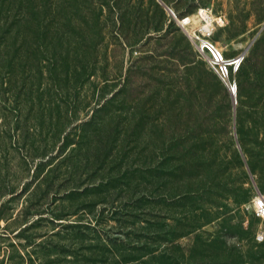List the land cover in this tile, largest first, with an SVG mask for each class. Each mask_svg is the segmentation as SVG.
Returning <instances> with one entry per match:
<instances>
[{
	"label": "rangeland",
	"instance_id": "374dc122",
	"mask_svg": "<svg viewBox=\"0 0 264 264\" xmlns=\"http://www.w3.org/2000/svg\"><path fill=\"white\" fill-rule=\"evenodd\" d=\"M0 8L2 24L12 27L3 44L11 65L0 73V264H123L116 249L103 256L88 246L101 244L102 236L124 238L115 210L137 190L155 197V215L147 218L159 228L168 224L177 256L201 241L207 248L213 238L246 259L264 255V242L256 240L264 220L247 209L257 192L264 193V0H0ZM168 8L178 17L212 11L213 40L227 56H245L236 94L225 89ZM147 56L152 67L129 77L134 61ZM123 89L117 112L122 122L136 108L129 126L138 141L160 137L144 124L148 115L160 117L178 135L188 130L208 145L195 154L200 164L169 178L144 173L154 156L126 146L121 133L113 156L92 175L97 155L105 153L95 144L103 146L99 140L106 141L115 125L104 118L110 128L96 138L85 124L96 106ZM110 161L115 173L138 170L129 182L139 187L71 198L73 187L83 192L106 177ZM105 197V211L89 206ZM137 214L125 232L146 225V215ZM184 232L191 233L178 237Z\"/></svg>",
	"mask_w": 264,
	"mask_h": 264
},
{
	"label": "trees",
	"instance_id": "16d2710c",
	"mask_svg": "<svg viewBox=\"0 0 264 264\" xmlns=\"http://www.w3.org/2000/svg\"><path fill=\"white\" fill-rule=\"evenodd\" d=\"M6 11L8 12L9 10ZM11 31V24H2V17H0V73L4 69L8 70V66L11 65L8 60V46H3L5 42L4 40H7L9 37L11 38ZM19 34H23V32L20 30ZM146 59L150 60L151 56L139 58L134 61L129 69V77L142 73V71L145 72L152 67L148 66ZM192 63L197 65V61L195 59ZM241 69L242 67L240 68V71ZM202 75L208 78L212 86H217L207 69H202ZM23 82H26L25 76L23 77ZM225 89L228 91L227 88ZM125 92L126 90L123 89L122 91L115 93L110 99H107L101 107L96 106L93 110L91 123L85 124L94 128L93 137L96 138H99L104 130L109 129L112 122H114L115 125L114 129L110 128V131L105 133L104 138L107 139L106 141L99 140L103 146L95 144L97 150H104L105 153L97 155L98 157H96L94 164L95 169H92V175H95L99 171L103 170V165L100 164L103 162L101 161L103 158L113 156L115 143L118 142L121 133L122 142H124L126 146L136 149L141 153H149L154 156V159L150 162L149 166L145 168L144 173L156 176L160 175V172H163V177L169 178L173 177L180 171H184L185 169L200 164V160L195 157V154H197L200 150L205 149L208 145L202 142V139L191 131L186 130L182 134L178 135L176 133L177 127L171 128L168 122L160 117L151 118L148 115L147 118H145V122L143 121L147 127L155 129L159 133L160 137H157L155 142L146 144L138 141L129 126V113H132L136 108L134 107V110L132 111H126V118H124L122 122L120 119L121 113H118L119 105L117 104L120 101L124 104L125 97L122 96V94H125ZM127 110H129V108ZM114 115H116V117ZM108 116H110L111 120L110 127L107 126L104 128V118L107 119ZM115 119L120 120L117 123L115 122ZM171 129L174 130L172 131ZM94 143L95 142L93 140L90 141V144L94 145ZM79 144H81V147L84 146L82 141L79 142ZM50 159L51 158H49V160ZM66 160L67 156L64 158V162H66ZM48 161H41L39 166L44 165V163ZM110 163L111 167L107 172L106 177L100 179L98 183L87 185L83 192L77 187H73L75 190L72 191L70 195L71 198L75 199L84 192H90L94 196L101 197L102 194H110L111 191H115L119 188L125 187L127 189H137V187H139L137 184L129 182V179L136 177L135 171L137 172L138 170L133 171L132 167H126V172L120 171L115 173L113 162L110 161ZM118 166L121 165L118 164ZM53 171L55 170L52 169L51 172ZM128 174L129 177H127ZM152 195L147 192H140L137 190V192L133 193L131 198L123 199L121 201L122 206L115 210V215L119 216L118 219L122 218L121 220L125 224H123L121 230V234L124 235V238H107V240H105L102 236L100 237L101 244H96L95 246L90 244L88 249H94L96 250V254L103 256L110 249H116L118 253H115L114 257L121 259L123 264H254L264 259V255L261 254L259 256L249 255L248 260L241 256L240 250L237 247H229L225 241L217 238L210 240L207 248H205L206 243L201 241L197 244L195 249H188L185 254L177 256L172 252L170 247V244L175 243L176 237L171 230L165 228L168 224H166L164 228H159L156 222H152L149 218H147L153 217V214L155 215L154 210L150 209V205L153 204V200L155 198ZM188 195L190 197L193 194L179 195L178 199H184L185 196ZM106 199L107 197L101 198L99 201L89 204V206L93 207L96 205H102L103 211H105L109 205ZM137 210L146 215L144 220L146 225L142 228V230H136L135 228L130 227L129 231L125 232V229L130 226L128 224L133 225V219L139 216L137 213L140 212H137ZM166 215L168 218L167 213ZM76 228H79L80 232L83 231V227L79 226ZM86 228L90 229L89 227ZM190 233L191 232H184L178 237H184ZM131 236L135 240H132ZM119 252L122 253L119 255ZM205 257H211V259L207 261ZM87 260L91 259L87 258Z\"/></svg>",
	"mask_w": 264,
	"mask_h": 264
},
{
	"label": "built area",
	"instance_id": "2783aa9c",
	"mask_svg": "<svg viewBox=\"0 0 264 264\" xmlns=\"http://www.w3.org/2000/svg\"><path fill=\"white\" fill-rule=\"evenodd\" d=\"M170 15L188 37L195 50L206 59L210 69L218 76L231 95L238 92L237 74L245 60L244 55L227 56L224 50L212 38L215 31V18L210 9L200 8L193 15L178 17L172 8ZM264 193L257 192L247 204V209L255 218L264 220ZM258 242H264V229L256 236Z\"/></svg>",
	"mask_w": 264,
	"mask_h": 264
},
{
	"label": "snow or ice",
	"instance_id": "6c2138e0",
	"mask_svg": "<svg viewBox=\"0 0 264 264\" xmlns=\"http://www.w3.org/2000/svg\"><path fill=\"white\" fill-rule=\"evenodd\" d=\"M262 203H264V202H262Z\"/></svg>",
	"mask_w": 264,
	"mask_h": 264
}]
</instances>
